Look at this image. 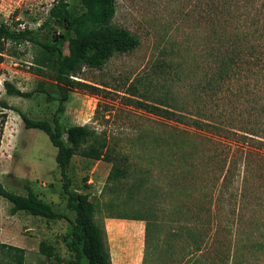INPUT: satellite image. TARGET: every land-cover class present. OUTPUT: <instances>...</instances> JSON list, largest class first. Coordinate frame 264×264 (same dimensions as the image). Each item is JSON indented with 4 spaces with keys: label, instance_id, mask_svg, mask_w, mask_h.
<instances>
[{
    "label": "rangeland",
    "instance_id": "rangeland-1",
    "mask_svg": "<svg viewBox=\"0 0 264 264\" xmlns=\"http://www.w3.org/2000/svg\"><path fill=\"white\" fill-rule=\"evenodd\" d=\"M52 1L0 0V20L36 29ZM66 2L73 15L81 12L77 2ZM114 4L110 24L128 30L138 44L114 52L101 67L80 65L70 76L79 84L67 91L58 116L64 127L84 124L111 148L126 153L130 175L115 191H108L105 178L110 164L76 153L66 171L69 187L88 194L96 223L114 211L131 214L150 209L145 264H264V145L257 141L264 142V70L258 67L254 77L220 82L210 95L201 88V66L207 63L203 55L210 46L207 22L200 18L203 0H115ZM63 31L52 24L40 38H56ZM0 48V100L52 124L60 93L46 69L34 73L37 48L28 42H4ZM3 80L22 91L41 80L51 99L43 93L6 95ZM136 100L174 107L185 119L152 114ZM2 112L6 117L0 135V182L18 194H25L27 183L40 199L72 220L74 212L65 207L54 161L56 149L41 130L24 128L15 111L0 107ZM191 114L213 125L193 127L186 117ZM157 138L161 145L173 147L171 157L156 153ZM141 176L147 178L145 188L152 184L154 189L128 196L129 186ZM8 208L0 197V242L23 248L24 264H57L38 252L41 240L64 260L72 258L66 248L68 221L23 211L10 214ZM135 222L140 231L125 241V249L118 250L108 234L110 264L144 263V222ZM106 240L108 245L107 234Z\"/></svg>",
    "mask_w": 264,
    "mask_h": 264
},
{
    "label": "trees",
    "instance_id": "trees-1",
    "mask_svg": "<svg viewBox=\"0 0 264 264\" xmlns=\"http://www.w3.org/2000/svg\"><path fill=\"white\" fill-rule=\"evenodd\" d=\"M72 1L82 7L80 13L73 15L66 0H53L47 9L45 19L36 29L19 27L16 23L10 26L0 20V44L28 42L36 47L38 54L37 57L32 58L33 66L31 65L34 73L46 69L44 70L46 75L55 82L60 94L52 124L45 119L29 117L4 100H0V107L15 111L24 128H36L44 132L56 149L54 161L65 194V207L74 212L73 219L69 220L66 214L57 211L51 202L40 199L27 183L23 184L25 194H18L6 189L0 182V197L9 203L10 214L23 211L46 219L63 218L70 223L66 248L72 252V258L64 260L54 252L52 245L44 240L38 242V252L41 255L53 259L57 264H110L105 230L102 223H96L93 219L94 204L87 193L69 187L70 181L66 171L71 157L76 153L82 157L105 161L110 164L105 178V188L108 191H115L130 175L131 165L126 153L111 148L103 137L86 125L73 124L64 127L59 121L58 113L63 110L68 99L67 91L79 84L70 76L76 73L80 65L101 67L114 52L133 49L138 44V39L125 28L110 24L115 11V0ZM203 3L200 18L207 22L205 31L210 46L203 55L207 63L201 66L204 69L201 88L211 95L220 82L231 78L239 79L241 76L254 77L259 72L258 67L264 70V0H203ZM52 24L64 29L62 36L50 38L45 35L41 39L40 32L47 33ZM63 47L66 53H63ZM1 84L6 95L29 97L33 93H43L48 101L51 99L41 80L28 91L20 90L8 80H3ZM81 85L95 89L85 83ZM135 104L145 111L166 119L177 121L185 119L184 113L166 104L155 105L139 100H136ZM0 117L1 135L6 113H0ZM186 117L193 127L213 125L193 114ZM62 134L64 140L61 139ZM160 140L158 138L154 140L156 153L169 154L171 157L174 154L173 147L167 144L161 145ZM257 141L264 145L263 141ZM146 182V176L137 178L129 186L127 195L130 196L133 192H152L155 186L149 184L145 188ZM107 204L112 206L113 202L108 201ZM108 217L137 219L144 222L142 261L145 264L150 209L131 214L114 211ZM0 264H24V249L0 242Z\"/></svg>",
    "mask_w": 264,
    "mask_h": 264
},
{
    "label": "crops",
    "instance_id": "crops-1",
    "mask_svg": "<svg viewBox=\"0 0 264 264\" xmlns=\"http://www.w3.org/2000/svg\"><path fill=\"white\" fill-rule=\"evenodd\" d=\"M135 221L141 220L116 217L103 218L102 225L107 234L109 254H111L112 249L108 234H112L113 244L117 247L118 250L121 248L125 249L123 246L125 241H132L133 236L140 231V226Z\"/></svg>",
    "mask_w": 264,
    "mask_h": 264
},
{
    "label": "water",
    "instance_id": "water-1",
    "mask_svg": "<svg viewBox=\"0 0 264 264\" xmlns=\"http://www.w3.org/2000/svg\"><path fill=\"white\" fill-rule=\"evenodd\" d=\"M62 35L61 34H59V37H61Z\"/></svg>",
    "mask_w": 264,
    "mask_h": 264
}]
</instances>
